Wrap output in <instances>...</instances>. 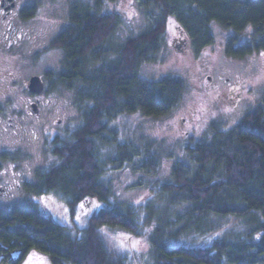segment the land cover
<instances>
[{"label": "trees", "instance_id": "trees-1", "mask_svg": "<svg viewBox=\"0 0 264 264\" xmlns=\"http://www.w3.org/2000/svg\"><path fill=\"white\" fill-rule=\"evenodd\" d=\"M141 3L146 13L158 9L159 17L115 52L105 45L121 26L119 14L107 12L104 0L69 4V28L52 44L64 53L63 70L54 79L75 91L84 107L81 124L54 138L51 153L57 164L38 170L26 185L32 199L0 208V264H20L30 251L46 255L47 264H131L112 250L103 229L138 236L153 220L151 264H264V98L232 128L211 124L206 139L186 145L171 179L151 190L161 214L153 205L124 207L111 200L105 176L135 165L137 146L117 139L116 155L101 154L117 136L110 127L117 116L160 119L182 102L181 78L148 81L138 75L142 64L155 61L169 16L197 49L213 42V23L232 31L226 54L241 59L264 52V0ZM247 29L252 38L241 43ZM137 165L144 173L158 171L149 151ZM53 197L63 202L58 210L63 224L42 211ZM80 217L86 219L83 225ZM226 221L242 227L211 234Z\"/></svg>", "mask_w": 264, "mask_h": 264}, {"label": "rangeland", "instance_id": "rangeland-1", "mask_svg": "<svg viewBox=\"0 0 264 264\" xmlns=\"http://www.w3.org/2000/svg\"><path fill=\"white\" fill-rule=\"evenodd\" d=\"M73 1L93 0H39L38 25L17 23L5 35L1 34L0 26V185L5 181L33 183L38 170L57 164L58 159L51 153L54 138L65 136L66 130L81 124L84 107L77 101L75 91L58 85L54 79L63 70L64 53L50 47L66 27L69 4ZM104 3L107 12L117 13L121 19V26L105 45L114 52L130 36L150 28L160 15L158 9L144 12L141 0H104ZM28 31L32 34L27 35ZM212 35L211 44L197 49L179 29L174 16L166 19L155 61L142 64L138 75L148 81L181 78L185 83L182 102L164 118L121 114L111 121L110 127L117 136L110 137L114 143L103 148L101 154L116 155L113 146L117 139L137 146L139 151L135 165H125L105 176L114 205H153L161 214V205L153 201L151 190L171 179L173 166L184 158L186 145L206 139L211 124L232 128L264 98V52L233 58L226 54V45L234 33L213 23ZM251 38V29L240 35L241 43ZM32 76L40 77L44 83V91L38 96L29 94L25 88ZM38 98L41 101L37 104ZM35 103L37 115L32 110ZM148 151L157 159L155 173L137 169V163L147 157ZM31 199V195L20 190L13 198L0 197V208L11 209ZM62 203L59 197H53L45 204L48 210L42 208V211L63 224ZM86 219L80 217L79 224L83 225ZM209 222L217 223L211 219ZM236 222L217 224V230L211 234L221 235L241 228ZM153 225L154 220L145 224L138 236L122 230L103 229V232L112 250L126 255L131 264H151L149 235ZM72 233L77 234L75 230ZM47 262L46 255L30 251L20 264Z\"/></svg>", "mask_w": 264, "mask_h": 264}, {"label": "flooded vegetation", "instance_id": "flooded-vegetation-1", "mask_svg": "<svg viewBox=\"0 0 264 264\" xmlns=\"http://www.w3.org/2000/svg\"><path fill=\"white\" fill-rule=\"evenodd\" d=\"M38 13H39V0H0V26H2L1 34L5 35L7 31H9L10 29H14V25L17 23L35 22V25H38V21H37ZM66 23H67L66 27L62 29L56 35V37H58L60 33H62L63 31L69 28L68 18ZM26 34L31 35L32 31H28ZM52 44L53 42L50 44V47L52 46ZM27 84L28 83H26L25 85L26 89H27ZM28 93L31 94L29 91ZM40 101L41 100L39 98L36 99L37 104ZM36 103L34 105H37ZM37 114H38V109L35 115ZM10 127L13 128L12 124H10ZM29 184L31 183L25 182L24 184L21 185L19 182L16 181L15 182L5 181L3 184L0 185V197H6L8 199L13 198L20 190H24V192H26L25 187L26 185Z\"/></svg>", "mask_w": 264, "mask_h": 264}, {"label": "water", "instance_id": "water-1", "mask_svg": "<svg viewBox=\"0 0 264 264\" xmlns=\"http://www.w3.org/2000/svg\"><path fill=\"white\" fill-rule=\"evenodd\" d=\"M27 90L35 95L38 96L40 94H42V92L44 91V83L43 81L40 79V77L38 76H32L27 84ZM32 110L34 113H37V106L33 105L32 106Z\"/></svg>", "mask_w": 264, "mask_h": 264}, {"label": "snow or ice", "instance_id": "snow-or-ice-1", "mask_svg": "<svg viewBox=\"0 0 264 264\" xmlns=\"http://www.w3.org/2000/svg\"><path fill=\"white\" fill-rule=\"evenodd\" d=\"M127 239V238H126ZM139 242L137 241V242H135L134 244H133V247H135L136 246V244H138ZM121 247H123V244H121Z\"/></svg>", "mask_w": 264, "mask_h": 264}]
</instances>
